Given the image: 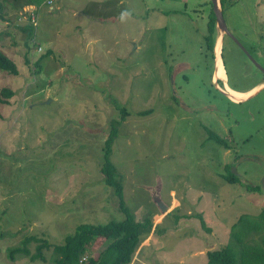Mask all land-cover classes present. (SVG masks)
<instances>
[{"label":"rangeland","instance_id":"rangeland-1","mask_svg":"<svg viewBox=\"0 0 264 264\" xmlns=\"http://www.w3.org/2000/svg\"><path fill=\"white\" fill-rule=\"evenodd\" d=\"M32 1L0 0V51L18 68L0 71L13 93L0 94V264H52L9 252L123 219L99 172L112 121L125 205L151 220L129 264H206L264 206V88L236 103L210 84V0ZM222 14V85L247 92L262 75L241 47L264 66V0H223Z\"/></svg>","mask_w":264,"mask_h":264},{"label":"trees","instance_id":"trees-1","mask_svg":"<svg viewBox=\"0 0 264 264\" xmlns=\"http://www.w3.org/2000/svg\"><path fill=\"white\" fill-rule=\"evenodd\" d=\"M23 1L21 9L33 4L32 0ZM220 4L223 6V0H220ZM207 18V34L204 37L205 51L210 52L214 30L212 12L208 14ZM35 65L38 66V63ZM0 71L13 76L18 74L15 62L1 51ZM0 94L6 98L13 96V93L6 89L1 90ZM1 103L7 104L8 102L1 100ZM126 115L127 113L123 110L120 118L123 119ZM115 124L116 122H111L110 133L101 147L102 158L99 172L103 177L104 185L112 190L113 196L117 200V208L123 215V219L101 225H78L72 234L64 238L61 245H52L45 239L28 236L22 241L20 247L9 252L10 259L14 260L16 255H24L32 262L37 260L47 262L48 259L45 258L44 252L51 251V254L55 256L49 260L52 264H129L131 262L142 236L151 229V220L149 216H146L141 222L136 221L125 205L121 175L118 174L110 161L111 145L116 137ZM211 137L219 145H225L224 141L214 134ZM225 147L226 149L230 148L228 143ZM222 179L228 184L239 182L238 176L229 170L222 176ZM248 190L253 191L254 188L250 187ZM197 218L200 220L201 227L208 231L202 217L198 215ZM254 236L256 238H253ZM106 242L107 245L103 247L102 243ZM30 244L35 245L34 253H31L28 248ZM93 247L98 252L96 257L92 254L88 255L86 252L88 248L93 249ZM206 258V264H264V206L256 216L241 215L230 228L227 244L220 249L207 252Z\"/></svg>","mask_w":264,"mask_h":264},{"label":"bare ground","instance_id":"bare-ground-1","mask_svg":"<svg viewBox=\"0 0 264 264\" xmlns=\"http://www.w3.org/2000/svg\"><path fill=\"white\" fill-rule=\"evenodd\" d=\"M50 2V1H48ZM221 10H222V6H221ZM34 14V13H33ZM214 15V14H213ZM223 16V14H222ZM214 31L216 33V36H215V39H214V42H213V56H214V66H213V76L214 74H216V76L222 80V82L224 83L225 82V77H224V73H223V69H222V64L220 62V56H219V53H220V47L222 46V39L224 37V35H221L219 33V31L217 30L216 28V25H215V17H214ZM216 53V54H215ZM214 79V78H213ZM214 85L215 87L218 89V91L220 93H222L223 95H227V97H229L232 101V102H236V103H241V102H244L248 99H250L252 96H254L256 93H258L259 91H261L263 88H264V84H263V81L258 85L256 86L255 88H260L259 91H257V89H250L249 91L247 92H234V91H230L227 86H224L222 88H219L217 86V81L218 79H214ZM225 84V83H224ZM257 91V92H256Z\"/></svg>","mask_w":264,"mask_h":264},{"label":"water","instance_id":"water-1","mask_svg":"<svg viewBox=\"0 0 264 264\" xmlns=\"http://www.w3.org/2000/svg\"><path fill=\"white\" fill-rule=\"evenodd\" d=\"M211 6H212V12L214 14L215 17V25L217 30L219 31V33L221 35H226L229 38L232 39V36L230 35V33L227 30L226 27V23L224 21V18L222 16V10H221V4H220V0H210ZM235 43L238 44L237 41L234 40ZM239 45V44H238ZM240 46V45H239ZM221 48V47H220ZM242 51L245 53V56L248 57V60H250V62L252 64H254L256 66V68L258 69V71L261 73L262 78H263V84H264V69L262 68L261 65L257 64L247 53L246 51L241 47ZM221 52V49H220ZM216 54V53H215ZM227 96V95H226ZM229 98V97H228ZM156 191L155 190H151V194L153 196V201L156 203V201L158 203H160L159 201V197L158 195H154ZM157 204V203H156ZM158 205V204H157ZM159 206V205H158ZM164 211V209H162Z\"/></svg>","mask_w":264,"mask_h":264},{"label":"flooded vegetation","instance_id":"flooded-vegetation-1","mask_svg":"<svg viewBox=\"0 0 264 264\" xmlns=\"http://www.w3.org/2000/svg\"><path fill=\"white\" fill-rule=\"evenodd\" d=\"M215 36H216V33H215V31L213 30V34H212V41L214 42V39H215ZM226 37V35H224V37L223 38H225ZM213 42H212V47H213ZM213 50V49H212ZM213 54V53H212ZM263 69H264V67H262ZM261 74V73H260ZM214 79H213V72H212V74H211V76H210V84H211V82H213V84H214V81H213ZM263 81V78H262V80H261V82ZM217 86L219 87V88H222V87H224V85H222V80L221 79H218V81H217ZM214 87H215V85H214ZM216 88V87H215ZM217 89V88H216ZM218 90V89H217ZM226 144L224 145V149H226Z\"/></svg>","mask_w":264,"mask_h":264},{"label":"crops","instance_id":"crops-1","mask_svg":"<svg viewBox=\"0 0 264 264\" xmlns=\"http://www.w3.org/2000/svg\"><path fill=\"white\" fill-rule=\"evenodd\" d=\"M47 2H48V0H47ZM224 77H225L224 80H226L227 77H226V74H225V73H224ZM213 78H214V79H219V78L216 76V74H214ZM227 88H228V87H227ZM228 89H229V88H228ZM254 89H257V88L254 87L253 90H254ZM229 90L232 91L231 89H229ZM235 92H236V91H235ZM237 93H239V92H237ZM226 97H227V96H226ZM227 98H228V97H227ZM228 99H229V101L231 100L230 98H228Z\"/></svg>","mask_w":264,"mask_h":264},{"label":"built area","instance_id":"built-area-1","mask_svg":"<svg viewBox=\"0 0 264 264\" xmlns=\"http://www.w3.org/2000/svg\"><path fill=\"white\" fill-rule=\"evenodd\" d=\"M32 16H34V14H33V13H31L30 17H32Z\"/></svg>","mask_w":264,"mask_h":264}]
</instances>
